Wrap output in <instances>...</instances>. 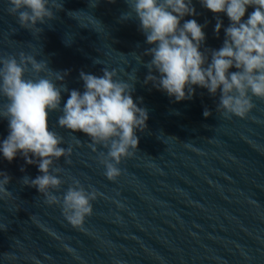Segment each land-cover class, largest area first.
Listing matches in <instances>:
<instances>
[{
	"label": "water",
	"instance_id": "95a60500",
	"mask_svg": "<svg viewBox=\"0 0 264 264\" xmlns=\"http://www.w3.org/2000/svg\"><path fill=\"white\" fill-rule=\"evenodd\" d=\"M61 2V9L54 6ZM193 5L198 14L185 19L207 22L204 48H220L224 31L217 36L216 16L225 26L229 18L199 0ZM10 7V0H0V57L25 53L46 60L53 72L67 73L57 83L69 90L83 91L81 71L100 76L115 69L117 79L133 84L149 120L137 130L135 155L121 162L113 181L99 160L107 149L59 126V110L50 113V128L73 149L53 164L65 181L54 193L62 195L77 179L100 193L83 228L24 183L40 174L37 164L0 154V171L11 177V195L0 198V264H264V99L254 97L247 117H229L218 107L219 93L195 86L192 99L175 101L145 83L153 45L135 17L121 19L128 0H52L54 18L31 29ZM46 74L30 68L28 76ZM69 95L63 93L62 105ZM205 109L211 115L204 116ZM8 131L0 118V140Z\"/></svg>",
	"mask_w": 264,
	"mask_h": 264
},
{
	"label": "clouds",
	"instance_id": "9594fccd",
	"mask_svg": "<svg viewBox=\"0 0 264 264\" xmlns=\"http://www.w3.org/2000/svg\"><path fill=\"white\" fill-rule=\"evenodd\" d=\"M199 2L229 18L225 26L223 19L216 16L217 36L221 29L224 31L223 44L218 49L204 48L207 22L185 19L198 14L193 0H128L129 11L122 13L121 19L135 17L147 43L153 45L147 50L152 58L147 64L145 83L152 82L175 101L192 99L195 86H200L213 95L219 93L218 107L223 115L247 117L255 107L254 97L264 99V0ZM51 3L52 0H10L9 12L18 14L19 24L31 29L54 18ZM54 6L63 7L62 2ZM250 8L254 10L249 12ZM30 68L47 74L29 77ZM66 74L53 72L46 60L25 53L19 58L0 57V96L5 98L0 118L7 119L9 129L0 140V154L8 161L23 156L26 163L37 164L40 174L30 180L25 177L24 183L43 193L48 204L61 205L66 220L83 228L86 218L93 214L92 202L100 193L95 188L89 190L78 179L62 195L54 193L65 181L61 169H54L53 164L61 157H69L73 149L62 146L64 138L50 128V113L59 110V126L82 131L88 134L94 148L103 145L107 149L100 152L99 160L107 178L115 181L122 173L121 162L138 149L137 130L147 128L149 111L134 98L133 84L117 79L115 69L105 68L100 76L81 71L83 91L58 84ZM64 92L70 95L62 105ZM209 115L211 111L205 109L204 116ZM10 180V175L0 171V198L11 195L6 187ZM4 227L0 225V229Z\"/></svg>",
	"mask_w": 264,
	"mask_h": 264
}]
</instances>
